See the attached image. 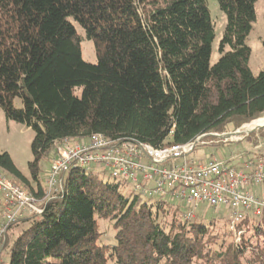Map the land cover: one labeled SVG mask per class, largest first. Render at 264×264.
Listing matches in <instances>:
<instances>
[{
    "label": "trees",
    "instance_id": "1",
    "mask_svg": "<svg viewBox=\"0 0 264 264\" xmlns=\"http://www.w3.org/2000/svg\"><path fill=\"white\" fill-rule=\"evenodd\" d=\"M258 2L217 0L227 25L211 66L207 0H0V111L24 124L26 112L15 101L32 103L36 187L8 153L0 154V170L44 199L42 165L65 140L103 135L160 148L259 119L264 71L253 74L248 45ZM71 18L94 43L96 64L84 61ZM126 184L70 170L41 215L9 228L28 224L6 240L9 264H264V216L243 221L246 232L235 243L228 209L186 222L178 204L142 202L123 194ZM98 219L115 221V245L97 244Z\"/></svg>",
    "mask_w": 264,
    "mask_h": 264
},
{
    "label": "built area",
    "instance_id": "2",
    "mask_svg": "<svg viewBox=\"0 0 264 264\" xmlns=\"http://www.w3.org/2000/svg\"><path fill=\"white\" fill-rule=\"evenodd\" d=\"M201 139L160 148L103 135H95L84 142L57 143L56 156L47 172L44 199L36 198L0 173V196L4 206L0 253L9 228L27 216L41 215L43 204L60 193L64 177L77 168H100L104 174L132 185L142 194L176 203L184 209L186 222L196 218L201 205L216 210L228 209L233 231L245 220L263 217L264 197L253 189L264 187V156L253 154L255 157L246 160L242 167L212 157L206 161L192 159Z\"/></svg>",
    "mask_w": 264,
    "mask_h": 264
},
{
    "label": "rangeland",
    "instance_id": "3",
    "mask_svg": "<svg viewBox=\"0 0 264 264\" xmlns=\"http://www.w3.org/2000/svg\"><path fill=\"white\" fill-rule=\"evenodd\" d=\"M207 1L215 30V40L212 46V58H211V66H214L220 59L219 45H220V41L223 38L224 31L227 25V18L221 12L217 0H207ZM256 10H257L258 24H255V30L249 36L248 45L252 49L250 68L253 74L257 76L262 71H264V0H259L256 6ZM70 20L76 27L78 34L81 37H83L81 48H82V56L84 61L90 64H96L97 55H96L94 43L86 39L85 31L75 20H73L72 18ZM261 38L263 40H261ZM75 94L78 97H81L82 89H77ZM26 100H29L28 97H24L23 99H17L15 101V105L18 108H23L26 112L24 124L7 120L4 112L0 111V154L8 153L11 156L15 166L21 172V174L31 183L32 186L36 187L35 182L32 180L31 172L29 169V164L33 160L32 143L35 137L34 131L30 128L33 109H32V103ZM260 118H262V116ZM263 125H264V121H263ZM244 126L245 125H243L242 127ZM242 127H240L239 129H241ZM222 134H226V133L218 132L203 136L201 141L202 145L196 148V150L193 153L192 159L206 161L209 158H211L212 155H214L219 159L225 161L228 160L229 164L234 163L236 165L242 161H246L255 157L253 154L257 153V151L255 152V146L257 145L256 141L258 138H260L261 141L264 143V128L255 130L250 134H243L240 136L239 139H235L233 141L231 140L229 142L214 137L215 135H222ZM230 159H232L231 160L232 162H230ZM50 162H44L42 165L43 171L40 174V182L44 188H46V182L48 176L47 172ZM87 172L97 174L100 178H102L105 181H113V178L109 174H104L100 168H92L87 170ZM0 173L6 176V174L1 170ZM7 178L13 180L14 182L18 183L23 187L25 186L23 182L19 179L11 178V177H7ZM24 189L26 188L24 187ZM121 191L125 195L139 196L142 202H147L149 204H152L157 201L156 198H151L148 195L136 191L134 187L130 184H126L124 187H122ZM1 201H2V197L0 196V203ZM220 209L226 212L224 208H220ZM3 211H4V206L2 205L1 217ZM215 214H216V209H213L208 205H201L197 210V216L201 219H204L205 221H210L214 216H216ZM225 214L228 217H230V213L228 211ZM29 217L31 216H27L25 218H29ZM114 222L115 221L112 219H98L99 232L101 233L97 241V244L99 246L116 244L115 237L117 234V230L114 227ZM23 223L24 222H21L17 226H14L11 229H9L8 232L11 231L10 233L11 235L9 233L7 235V239L9 241H13L20 233H22L24 230L27 229L28 224H23ZM228 229L232 232L231 234L233 236L232 237L233 241L235 243H240L242 236L246 231L242 229L240 225L236 228V231H233L230 228ZM2 261L3 264H9L10 262L9 250L4 251ZM110 264H115V263L111 262Z\"/></svg>",
    "mask_w": 264,
    "mask_h": 264
},
{
    "label": "crops",
    "instance_id": "4",
    "mask_svg": "<svg viewBox=\"0 0 264 264\" xmlns=\"http://www.w3.org/2000/svg\"><path fill=\"white\" fill-rule=\"evenodd\" d=\"M255 24H258V17H257V22L255 23ZM254 30H255V26H254ZM261 40H263L262 38H261ZM257 125H263V122L262 123H259V124H257ZM256 137H258V136H256ZM257 145L255 146V152L257 151V153H255L257 156H264V143L261 141V139L260 138H258L257 139ZM212 158H216V159H219V158H217L216 156H214V155H212L211 156ZM220 160H222V159H220ZM232 159H230V162H232L231 161ZM225 161V160H224ZM225 162H227V163H229L228 162V160L227 161H225ZM245 161H242V162H240L239 164H236V166H238V167H242V165H243V163H244ZM231 164V163H230ZM234 164V163H233ZM48 170H49V167H48ZM253 191L257 194V195H259V196H261V197H264V187H255L254 189H253ZM0 224H1V221H2V217H1V211H2V201H1V203H0ZM9 234L11 233V231L10 232H8ZM11 235V234H10ZM3 253H4V251H2L1 253H0V264H3V261H2V257H3Z\"/></svg>",
    "mask_w": 264,
    "mask_h": 264
},
{
    "label": "water",
    "instance_id": "5",
    "mask_svg": "<svg viewBox=\"0 0 264 264\" xmlns=\"http://www.w3.org/2000/svg\"><path fill=\"white\" fill-rule=\"evenodd\" d=\"M262 116H264V114H263ZM253 122H254V121H253ZM253 122H252V123H253ZM252 123H251V124H252ZM251 124H249V125H251ZM249 125H245L244 127H242L241 129H239V130L236 131V132H233V133H226V134H222V135H215L214 137H217V138L220 139V140H223V141L229 142V141H231V140L233 141V140H235V139H239L240 136L243 135V134H250V133L254 132L255 130H258V129L264 128V127H260V128H258V129H253V130H250V131H245L244 128H245L246 126H249ZM201 141H202V139L199 141L198 146L202 145V144H201ZM204 144H205V143H204Z\"/></svg>",
    "mask_w": 264,
    "mask_h": 264
},
{
    "label": "bare ground",
    "instance_id": "6",
    "mask_svg": "<svg viewBox=\"0 0 264 264\" xmlns=\"http://www.w3.org/2000/svg\"><path fill=\"white\" fill-rule=\"evenodd\" d=\"M264 121V116H262V118L258 119V120H255L251 125L249 126H246L244 128L245 131H250V130H253V129H258L260 127H263L264 125H257L259 123H262Z\"/></svg>",
    "mask_w": 264,
    "mask_h": 264
}]
</instances>
